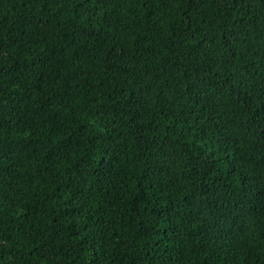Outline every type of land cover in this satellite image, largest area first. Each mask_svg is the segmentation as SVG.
Masks as SVG:
<instances>
[{
  "label": "trees",
  "instance_id": "16d2710c",
  "mask_svg": "<svg viewBox=\"0 0 264 264\" xmlns=\"http://www.w3.org/2000/svg\"><path fill=\"white\" fill-rule=\"evenodd\" d=\"M0 264H264V0H0Z\"/></svg>",
  "mask_w": 264,
  "mask_h": 264
}]
</instances>
